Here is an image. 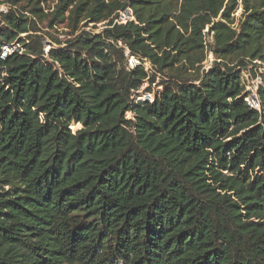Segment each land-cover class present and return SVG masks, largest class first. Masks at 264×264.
<instances>
[{
    "label": "trees",
    "instance_id": "1",
    "mask_svg": "<svg viewBox=\"0 0 264 264\" xmlns=\"http://www.w3.org/2000/svg\"><path fill=\"white\" fill-rule=\"evenodd\" d=\"M85 1L103 29L46 51L83 0H0V264H264V86L233 64L264 62V0Z\"/></svg>",
    "mask_w": 264,
    "mask_h": 264
},
{
    "label": "rangeland",
    "instance_id": "2",
    "mask_svg": "<svg viewBox=\"0 0 264 264\" xmlns=\"http://www.w3.org/2000/svg\"><path fill=\"white\" fill-rule=\"evenodd\" d=\"M45 1L46 4L44 7L47 8L46 12L48 11L53 12L57 9L59 0H45ZM85 2L86 1L83 0V2H79L76 5H73V7L70 6L67 10L59 14L58 15L59 21L53 26V28L49 27L50 24H47V22L45 23L44 27L43 26L41 27L42 33H40L39 35L42 36L44 33H47L49 35V36L43 35L44 38L43 44L46 51H49V49L51 48L52 45L51 43L53 42V38L56 40L66 41L67 39L71 37H75L77 34L83 31L99 33L103 29L102 25L104 23L95 26L94 24H91L89 22L90 20L88 19L87 14L85 12L81 13V11L79 10V6L81 4L83 5ZM9 9L10 7H8L6 4L0 3V24L5 14L8 13ZM242 13H243V9L242 6H240L236 10V12L231 16V19L228 21V23L235 29H238L240 26L239 24L241 23L242 20ZM131 15L132 14L130 12L126 11V13H121L120 17L122 18L123 21L132 20ZM218 20L220 21L221 17H219ZM206 41L207 44H211L212 36L211 35L208 36ZM17 47H19V45L16 42L14 46L5 48V52L6 53L12 52ZM242 54L244 53H241L239 57H234L235 62L233 64H237L239 63V61H242L243 65L247 67V70L243 72V82L246 88L245 93L249 94L247 100L251 102L254 101V99L257 97L258 88L262 85L264 86V62H260V61L253 62L252 54L250 52L246 53V56H243ZM220 61L231 63L232 59H226V60L219 59L218 56L212 53L209 49L206 59L200 66L202 67V69L206 71H210L214 67V65ZM138 63H139L138 60L131 57L129 61L131 68H135L138 65ZM255 65H257V67ZM146 67L147 69L151 68L150 64H147ZM195 67L197 68V66ZM161 82H162V78L160 76L157 77V79L155 80H152L150 78L147 79L143 84V86L141 87V89L138 92L132 94L131 97L132 101H134L135 104H137V102L139 101L153 102L156 93L158 91L163 90V88L160 85ZM254 106L255 107L257 106V108L259 107L258 103L256 102ZM126 118L133 119L134 115H132L131 112H127ZM70 127L73 130V127L72 126ZM82 128L75 129L73 130V132L77 134V132ZM13 185H16V183H14ZM12 186L5 187L4 190L1 191L0 200L4 201L10 198Z\"/></svg>",
    "mask_w": 264,
    "mask_h": 264
},
{
    "label": "built area",
    "instance_id": "3",
    "mask_svg": "<svg viewBox=\"0 0 264 264\" xmlns=\"http://www.w3.org/2000/svg\"><path fill=\"white\" fill-rule=\"evenodd\" d=\"M127 12H130L132 15H131V17H132V20H134V18H133V13H132V11L131 10H127ZM124 13H126V12H124ZM125 19H127V18H125ZM129 19V18H128ZM132 20H122V18L120 17V19H119V21H120V23H124V22H126V21H132ZM206 33L208 32V30H206L205 31ZM6 54V52H5V50H4V55ZM249 102V104L251 105V106H253V107H255L254 105H255V102L254 101H248ZM255 108H257V106L255 107Z\"/></svg>",
    "mask_w": 264,
    "mask_h": 264
},
{
    "label": "water",
    "instance_id": "4",
    "mask_svg": "<svg viewBox=\"0 0 264 264\" xmlns=\"http://www.w3.org/2000/svg\"><path fill=\"white\" fill-rule=\"evenodd\" d=\"M138 64H139V63H138ZM254 101H255L256 103H258V101H257V99H256V98L254 99Z\"/></svg>",
    "mask_w": 264,
    "mask_h": 264
}]
</instances>
